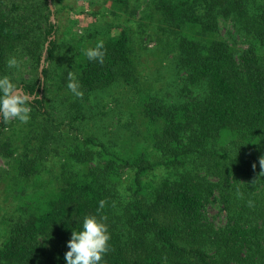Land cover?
<instances>
[{
    "label": "trees",
    "instance_id": "16d2710c",
    "mask_svg": "<svg viewBox=\"0 0 264 264\" xmlns=\"http://www.w3.org/2000/svg\"><path fill=\"white\" fill-rule=\"evenodd\" d=\"M104 2L125 12L130 0ZM155 8L183 70L186 101L139 95L129 108L133 140L116 149L91 136L67 138L47 179V148L16 156L0 120L12 203L0 223V264H66V242L86 215L105 218L102 264H264V0H156ZM53 15L47 0H0V76L11 56L27 57L37 73L42 57H55ZM219 20L232 23L245 47L220 34ZM99 41L102 62L89 60L86 50ZM74 70L82 94L133 84L127 30L79 44ZM42 77L43 89L39 76L18 84L30 97L29 121L47 116L45 66ZM64 98L77 109L74 120L84 119L81 103ZM140 139L142 146L130 144ZM157 169L169 176L150 178ZM210 199L221 224L207 218Z\"/></svg>",
    "mask_w": 264,
    "mask_h": 264
},
{
    "label": "rangeland",
    "instance_id": "374dc122",
    "mask_svg": "<svg viewBox=\"0 0 264 264\" xmlns=\"http://www.w3.org/2000/svg\"><path fill=\"white\" fill-rule=\"evenodd\" d=\"M50 4L55 12L51 20L57 24V49L55 57L43 64L47 77L45 91L42 93L41 90V95L45 100L47 116L26 123L12 119L3 132L12 141L16 156L24 151L31 152L38 146L47 148L48 153L42 159L51 175L44 174L45 179L58 171L60 153L68 142L67 138L91 136L97 142L116 149L123 146L126 138L133 140L128 133L132 128L129 108L137 102L139 95H149L166 104L186 101L178 86L184 73L168 33L164 31L166 25L162 23L161 12L155 8L156 0H130L125 12L111 9L104 0H50ZM114 28L125 29L129 33L134 58V83L126 85L118 82L106 89L76 96L67 87V77L70 75L77 81L74 74L77 46L89 39L105 36ZM219 29L220 34L227 37L235 48L245 47L239 42L241 39L236 36L231 22L219 20ZM17 58L21 61L20 67L8 68L2 75H9L17 85L20 81H34L39 76L37 68L30 66L27 57L17 55ZM66 95L70 101L81 103L79 111L84 119L74 120L73 117L78 116L77 109L69 106L64 98ZM84 97L85 101L82 100ZM130 144L142 146L143 142L140 139ZM51 149H56V152H50ZM29 156L32 157V154ZM4 172L8 173L7 161L0 157V223L2 217L12 210L11 200L5 194ZM168 176L165 170L157 169L150 178L161 180ZM120 197L122 200L123 192ZM206 213L209 220L217 224L223 222L220 207L212 204L211 199Z\"/></svg>",
    "mask_w": 264,
    "mask_h": 264
},
{
    "label": "clouds",
    "instance_id": "9594fccd",
    "mask_svg": "<svg viewBox=\"0 0 264 264\" xmlns=\"http://www.w3.org/2000/svg\"><path fill=\"white\" fill-rule=\"evenodd\" d=\"M103 41L86 50L85 55L89 60L102 62ZM10 69H18L21 61L16 56H11L6 61ZM67 87L76 96L82 93L79 91V84L71 78ZM30 97L25 94L9 75L0 76V120L8 122L16 119L26 123L30 119ZM264 168V160L259 161ZM99 207H104V201L99 202ZM103 216L86 215L83 217L82 226L77 231L71 232L70 239L66 242L67 251L64 253L66 264H102V257L108 251L110 234L107 225L103 222Z\"/></svg>",
    "mask_w": 264,
    "mask_h": 264
},
{
    "label": "water",
    "instance_id": "95a60500",
    "mask_svg": "<svg viewBox=\"0 0 264 264\" xmlns=\"http://www.w3.org/2000/svg\"><path fill=\"white\" fill-rule=\"evenodd\" d=\"M47 2H48L49 8L51 9L50 0H47ZM43 64H44V57L41 58L40 65H39V69H38L39 78H40V81H41V88H42V85H43V77H42Z\"/></svg>",
    "mask_w": 264,
    "mask_h": 264
}]
</instances>
